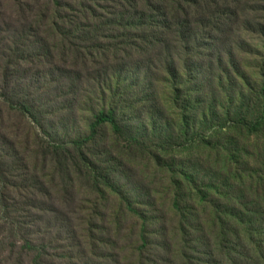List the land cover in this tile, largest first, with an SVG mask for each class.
<instances>
[{
    "label": "rangeland",
    "instance_id": "374dc122",
    "mask_svg": "<svg viewBox=\"0 0 264 264\" xmlns=\"http://www.w3.org/2000/svg\"><path fill=\"white\" fill-rule=\"evenodd\" d=\"M129 1L98 3L120 14L90 20L100 46L0 35V264H231L249 222L264 241V0H160L168 29ZM110 113L122 137L75 145Z\"/></svg>",
    "mask_w": 264,
    "mask_h": 264
},
{
    "label": "trees",
    "instance_id": "16d2710c",
    "mask_svg": "<svg viewBox=\"0 0 264 264\" xmlns=\"http://www.w3.org/2000/svg\"><path fill=\"white\" fill-rule=\"evenodd\" d=\"M76 6L70 4H64L62 0H44V3L41 0H0V35H6L8 38L3 40L8 46L5 53H10L17 51V49L23 45V42L27 40L29 37L28 34L34 32L33 26L31 25L32 22L37 26V32L42 31L45 38L53 37L54 42L59 39L63 42L64 46H86V41L78 40L76 43L71 42L68 35L62 29V26L67 25L72 30L76 29L79 35H84L85 37L89 38L90 40H94L95 46H100V43L104 38L99 37L98 32H94L95 29L98 28H91L90 24L92 21L95 22V25L99 26V29H103V26H115L117 24V19L120 16L116 13L114 9L113 13H107V16H102L97 12V9H104L100 6L102 0H75ZM97 1V4H95ZM130 2V1H129ZM131 6L134 7V10L142 11L144 7H147L151 10V20L152 22L162 23V28L168 29L163 22L159 21H166L167 17L169 18V9L165 6V3L160 2V0H137L130 2ZM14 8V9H12ZM176 13V9H174ZM16 13H20L21 16L27 17L21 22H15L14 24H7V22L14 18ZM30 18H28L25 14H30ZM121 13L125 14L123 7L121 6ZM122 14V15H123ZM137 16H141L142 18L145 17L143 13H138ZM124 18H122L123 20ZM165 19V20H164ZM84 21L83 24H80L78 28V23ZM178 25L176 30L182 29L184 27L183 24L180 22V18L177 19ZM120 25V24H119ZM118 25V26H119ZM143 25V24H141ZM147 26L151 27V24H147ZM52 28V29H51ZM114 35L118 34V32L110 30ZM3 33V34H2ZM10 33V34H7ZM57 33V34H54ZM77 34V33H76ZM120 36V33L118 34ZM97 36L99 38H97ZM38 38V37H37ZM111 39V38H110ZM115 39V38H114ZM112 38V40H114ZM43 42L44 45L47 44L45 41ZM135 42L131 43L134 44ZM4 56V55H3ZM9 57V56H8ZM7 58V55L4 57ZM10 58V57H9ZM2 96V95H1ZM14 111H17L19 114L24 116H29V118H33L30 115V111L26 109L24 106H18L15 108ZM108 125L112 129V132L117 135L118 137H122L123 133L120 127L117 125L113 114H99L95 118V123L90 127L91 129V136L89 139L85 140L82 143H75L76 146H82L86 144L88 140H92L95 135L96 131L99 127ZM257 130V129H255ZM128 211L132 213H136L130 205L128 206ZM1 212V210H0ZM219 221V218H217ZM237 219V218H234ZM240 229L238 230L239 233L245 235L244 242H245V249L244 253H240V261L237 262L233 260L231 264H264V241L263 240H256L255 236V229L257 224L254 222H249L245 226L240 224ZM143 244L145 245V239L143 238ZM221 248V242L219 244ZM21 250H26L28 253L38 252L36 246L31 244L29 241H24V245L22 246ZM237 252L236 250L234 251ZM39 259V254H37L33 259L32 262L36 264Z\"/></svg>",
    "mask_w": 264,
    "mask_h": 264
}]
</instances>
